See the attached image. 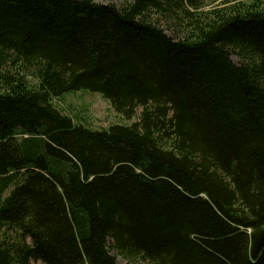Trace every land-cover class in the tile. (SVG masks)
<instances>
[{"label": "trees", "instance_id": "16d2710c", "mask_svg": "<svg viewBox=\"0 0 264 264\" xmlns=\"http://www.w3.org/2000/svg\"><path fill=\"white\" fill-rule=\"evenodd\" d=\"M203 1L0 0V264H264V5Z\"/></svg>", "mask_w": 264, "mask_h": 264}, {"label": "rangeland", "instance_id": "374dc122", "mask_svg": "<svg viewBox=\"0 0 264 264\" xmlns=\"http://www.w3.org/2000/svg\"><path fill=\"white\" fill-rule=\"evenodd\" d=\"M132 1L133 0H97V2L103 4L113 3L119 7H122L125 3H130ZM241 1H244L245 3L259 1L264 5V0H204L199 6L200 8L198 11L206 12L214 9H223L226 6H230ZM190 10L193 11L194 9ZM155 18L158 21V24L166 30L169 35L173 36L175 34L174 28L167 24L164 19H161L160 16L157 15H155ZM232 60L236 64L239 63V59L236 55L232 56ZM52 103L63 115L72 118L76 125H83L95 131H107L110 127L115 125L131 126L139 121L138 116H140L141 112V109H138L135 117L127 118L123 114L116 111L110 100L105 99L99 93L87 90L67 93L62 97L54 98ZM9 194L10 191H7L2 198H6ZM17 236V231H14V229L8 225L4 224L0 229L1 240H8L10 242L14 240L16 241ZM112 255L116 257L118 264L127 263L124 258L118 256L114 251L112 252Z\"/></svg>", "mask_w": 264, "mask_h": 264}]
</instances>
